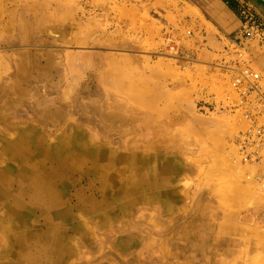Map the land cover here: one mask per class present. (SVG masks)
I'll use <instances>...</instances> for the list:
<instances>
[{"label": "rangeland", "instance_id": "rangeland-1", "mask_svg": "<svg viewBox=\"0 0 264 264\" xmlns=\"http://www.w3.org/2000/svg\"><path fill=\"white\" fill-rule=\"evenodd\" d=\"M223 1L0 0V173L33 163L60 198L56 217L0 189V264L52 229L58 264H264V158L237 156L239 112L196 106L238 41Z\"/></svg>", "mask_w": 264, "mask_h": 264}, {"label": "built area", "instance_id": "built-area-1", "mask_svg": "<svg viewBox=\"0 0 264 264\" xmlns=\"http://www.w3.org/2000/svg\"><path fill=\"white\" fill-rule=\"evenodd\" d=\"M237 2L241 22L238 41L224 47L221 64H215L221 69V81L217 88L200 89L196 106L203 113L217 108L239 112L247 125L234 135L232 144L242 161L259 163L264 158V79L256 70L251 47L264 53V18L248 0ZM178 41V36L166 33L160 53L179 61L181 68L186 69L198 60L193 51L182 48Z\"/></svg>", "mask_w": 264, "mask_h": 264}, {"label": "bare ground", "instance_id": "bare-ground-1", "mask_svg": "<svg viewBox=\"0 0 264 264\" xmlns=\"http://www.w3.org/2000/svg\"><path fill=\"white\" fill-rule=\"evenodd\" d=\"M56 156L57 157L54 160H56L57 170H60L61 172L62 168H66L67 166H70V163L68 164V162L64 161L61 157H58V153H56ZM37 162L39 163V161ZM25 165L26 166L20 170L7 169L4 172L0 173L1 191L5 193L7 192V194H10L11 193L10 190H12L11 183L16 182L19 185L18 186L19 188H17L18 189L17 191H15L16 188L15 190H12V191H15L13 193L14 194L13 196L15 199L21 200L25 198L23 195L25 193H28L34 199V203H37L38 205L40 204L46 209L48 208L50 211L55 213L56 217L59 216V212L55 210V206L59 204L60 198L57 192L51 187L52 184L49 182L50 180L47 182V180H45L47 177L45 179L43 178V175H44L43 172L45 171L41 170L40 166H35L33 163H28V164L26 163ZM55 179L57 178L55 177ZM22 196L23 198H21ZM31 207H33V205ZM52 231L54 232L50 234L51 238L48 240L49 241L48 245L41 243L38 246L37 239H35V237H28V238L24 237L25 239L20 244L21 260L19 264H52V263L58 264V262L62 260V256H59L58 254L59 237L55 235L57 234V230L52 229ZM48 252H50L52 255L49 254Z\"/></svg>", "mask_w": 264, "mask_h": 264}, {"label": "crops", "instance_id": "crops-1", "mask_svg": "<svg viewBox=\"0 0 264 264\" xmlns=\"http://www.w3.org/2000/svg\"><path fill=\"white\" fill-rule=\"evenodd\" d=\"M249 3L251 4V6L254 8V10L261 16L264 18V4H261L259 1L257 0H248ZM223 4L225 5L226 9H228V11H230L233 14H236V11H238V7L239 4L237 2V0H225L223 1ZM212 15L219 19V20H223L224 16H222V14L219 11H212ZM223 22H225V19L223 20Z\"/></svg>", "mask_w": 264, "mask_h": 264}, {"label": "water", "instance_id": "water-1", "mask_svg": "<svg viewBox=\"0 0 264 264\" xmlns=\"http://www.w3.org/2000/svg\"><path fill=\"white\" fill-rule=\"evenodd\" d=\"M257 1H259L261 4H264V0H257Z\"/></svg>", "mask_w": 264, "mask_h": 264}]
</instances>
